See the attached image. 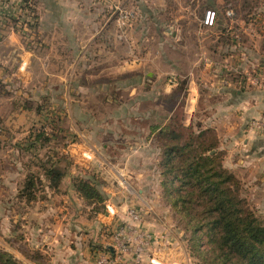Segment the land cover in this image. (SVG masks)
Instances as JSON below:
<instances>
[{"label":"rangeland","instance_id":"obj_1","mask_svg":"<svg viewBox=\"0 0 264 264\" xmlns=\"http://www.w3.org/2000/svg\"><path fill=\"white\" fill-rule=\"evenodd\" d=\"M91 2L103 8V15L76 20L74 25L67 22L74 27L73 33L64 31L53 18L41 26L35 0H0V250L24 264H198L191 233L186 232V222L169 195L178 183H166L163 175L167 140L152 130V126L163 128L170 114V124L177 130L180 122L190 118L182 109L196 87L194 75L189 73V79L177 72L191 53L150 50L147 36H137L138 12L127 2L133 14L120 19L111 16L108 2ZM235 6L240 4H225V15L232 21L236 20ZM262 10L264 3L258 2L241 19L244 25L234 27L233 38L253 44L245 34L255 39L264 33L253 35L250 30L264 29L259 17ZM189 39L195 41L193 35ZM163 55L173 59L176 67L164 61ZM148 72H156L162 91L186 80L172 111L164 113L146 97L151 83L142 79L148 78ZM24 102L30 107H24ZM151 110H157L156 115H148ZM191 117L195 124L205 118ZM50 120L56 131L49 126ZM42 125L52 136L53 152L71 160L65 184L74 174L94 176L102 182L107 200L119 208V220L109 230L100 227L99 221L90 222L72 190L66 196H52L47 189L48 200L36 203L19 198L29 170L39 169L35 164L30 167L31 158L45 151L25 150L30 134ZM258 188L253 185L246 193L253 208L264 216V190ZM131 210L136 219L130 216ZM39 228L42 231L37 233ZM56 235L65 239L58 249L53 241ZM75 237L78 247H68L66 239L76 241Z\"/></svg>","mask_w":264,"mask_h":264},{"label":"crops","instance_id":"obj_2","mask_svg":"<svg viewBox=\"0 0 264 264\" xmlns=\"http://www.w3.org/2000/svg\"><path fill=\"white\" fill-rule=\"evenodd\" d=\"M35 1L41 11V26L47 18H53L67 32L76 33L74 27L70 28V23L74 25L76 20L103 15V8L92 4L91 0ZM126 2L138 12L137 36L140 39L147 36L145 42L150 50H178L184 55L191 53L186 64H180L183 67L178 66L182 69L178 68L177 72L187 77L193 74L194 77L191 78L196 83L194 92L191 90L188 95L189 104L186 103L182 109L190 116L180 122L183 132L187 135L191 129L195 132L203 129L213 130L219 139V148L225 151L226 167L232 169L237 178L246 182L249 189L247 192L251 191L253 185L264 190V130L253 128L251 125L252 120L260 118L264 113V90L253 86L243 76L246 72L252 73L254 70L264 69V33L260 37H254L255 39L252 35L245 34L254 40L253 44H241L239 39L232 36L235 26L244 25L241 19L244 20L257 3H264V0H126ZM228 2L240 4V7L235 6L236 20L232 21L225 15V4ZM247 3L249 7L246 6ZM207 8H214L218 12L216 24L212 28L201 24ZM262 11L259 12V17L264 21V10ZM66 18L71 20H65ZM66 34L67 38L73 41L72 36ZM189 35L195 37L194 42L189 41ZM163 60L172 66L176 65L167 55L165 58L163 55ZM147 77V79L143 78L142 82L151 83L152 89L146 97L152 100L157 108L162 107L164 113L168 112L169 108L172 111V105L178 99L177 93L181 90V85H185L186 80L174 88L162 91L155 80L158 79L156 72H148ZM140 80L141 78L138 77L137 82ZM139 97L137 95L136 99ZM135 111L136 109L133 112ZM155 111L157 110L147 113L156 115ZM194 114L205 118L198 120L200 122L196 124L191 123V116ZM168 119L169 122L164 123L163 128L170 124L171 114ZM163 128L160 125L155 130V126H152L153 135L160 136ZM54 129L56 131L57 126H54ZM180 144L184 146L186 141L183 139ZM212 152L214 153V150ZM64 190L65 194L55 193L50 189L47 191L52 196H66L71 191L69 185ZM79 201L81 202L80 199ZM109 202L106 201L105 212L100 213L95 221L90 220L91 223L99 221L98 225L107 227L108 230L119 220L120 215L116 204ZM40 231L42 229L39 228L37 233ZM66 240L68 247L77 248L80 243L77 242L78 237H75L76 241ZM53 241L57 249L65 243V239L61 240L57 235ZM112 250L111 247L110 251ZM57 260L61 262L62 256L57 257Z\"/></svg>","mask_w":264,"mask_h":264},{"label":"trees","instance_id":"obj_3","mask_svg":"<svg viewBox=\"0 0 264 264\" xmlns=\"http://www.w3.org/2000/svg\"><path fill=\"white\" fill-rule=\"evenodd\" d=\"M246 6L249 7L248 3ZM23 106L30 104L26 102ZM52 121L49 126L54 129ZM42 127L27 140L25 150L40 152L45 148V151L31 158L30 167L35 164L39 169L29 170L20 185L19 198L26 203L47 201L48 194L44 191L65 194L69 185L81 200V212L95 220L105 212L108 199L102 182L94 176L74 174L66 185L71 160L65 154L53 152L55 147L49 144L52 136ZM160 137L167 140L161 162L165 182L178 183L169 195L186 222V232L191 233L192 251L198 264H264V216L253 208L243 182L225 166V151L219 148L213 130L191 129L185 136L181 125L177 130L169 124L160 131ZM183 139L186 144L181 146ZM212 150L214 153H210ZM0 264L24 263L0 250Z\"/></svg>","mask_w":264,"mask_h":264},{"label":"built area","instance_id":"obj_4","mask_svg":"<svg viewBox=\"0 0 264 264\" xmlns=\"http://www.w3.org/2000/svg\"><path fill=\"white\" fill-rule=\"evenodd\" d=\"M104 1L106 3L108 2L111 5V8L113 9L111 16H116V18L120 19L123 18L124 16H128L129 14H133V11L128 12L129 10L126 8L127 5L125 3L126 0H104ZM227 14L231 15V11L228 10ZM217 16H218L217 10H215L214 8L206 9L204 12V16L201 20L202 25L207 28L214 27L217 21ZM119 24H121L120 21ZM250 30H252L253 35L255 34L259 35L263 32V29L260 27H253ZM243 76L245 77L246 81L250 82V84L264 90V69H262L261 71L254 70L252 73L246 72ZM171 82L175 84L177 82L176 78L175 77L171 78ZM251 125L253 126V128L264 130V113L260 118L252 120ZM129 214L131 217H134L135 219L137 218L136 212L134 210H131ZM123 226L124 228L126 227L125 225ZM117 245L120 244L117 242Z\"/></svg>","mask_w":264,"mask_h":264}]
</instances>
